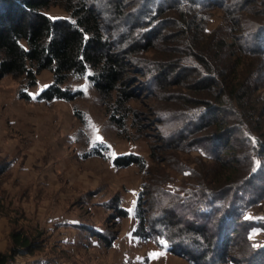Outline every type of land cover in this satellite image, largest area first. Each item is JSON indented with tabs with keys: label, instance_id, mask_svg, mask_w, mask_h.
<instances>
[{
	"label": "trees",
	"instance_id": "trees-1",
	"mask_svg": "<svg viewBox=\"0 0 264 264\" xmlns=\"http://www.w3.org/2000/svg\"><path fill=\"white\" fill-rule=\"evenodd\" d=\"M0 1L7 10L0 13V73L23 76L31 87L37 72H53L40 99L72 100L81 92L63 85L70 76L89 71V80L106 102L115 94L117 108L111 117L123 125L131 110L129 75L135 74L154 83L177 106L167 139H176L179 150L197 151L222 168L225 162L218 151L233 149L239 172L224 169L225 176L220 172L211 179L202 175L200 183L179 191L169 184L160 188L155 201H148L155 226L146 221L145 192L139 191L134 235L147 241L161 236L168 250L190 264L233 263L230 251L243 241L249 255L264 258V244L255 249L250 242L255 229L264 239V215L248 213L264 203V135L253 126L259 109L252 99L255 80L264 81V21L259 20L264 10L258 0H111L116 17L134 16L124 33L129 41L120 53L111 47L89 0ZM60 2L67 16L47 15ZM214 7L223 9L226 30L208 29ZM242 13L248 16L244 23ZM245 56L255 59L246 70L241 66ZM126 60L141 65L135 68ZM113 164L143 167L145 162L129 154L115 157ZM189 173L191 178L194 171ZM118 213L127 212L118 208ZM238 228L242 233L236 236ZM12 241L16 246L0 255V264L30 248L22 234H13Z\"/></svg>",
	"mask_w": 264,
	"mask_h": 264
},
{
	"label": "rangeland",
	"instance_id": "rangeland-1",
	"mask_svg": "<svg viewBox=\"0 0 264 264\" xmlns=\"http://www.w3.org/2000/svg\"><path fill=\"white\" fill-rule=\"evenodd\" d=\"M89 1L111 47L120 53L129 41L124 33L134 16L116 17L111 0ZM258 1L264 10V0ZM63 5L50 7L47 15L66 17ZM5 6L0 1V13H7ZM223 14L222 8L209 11L208 29L226 30ZM247 17L242 16L241 21L246 22ZM126 62L135 68L141 65ZM254 62L253 57L245 56L241 66L246 70ZM89 73L70 76L63 85L80 95L51 101L39 95L52 83L53 72H37L31 87L23 76L0 73V255L11 253L16 246L13 234H22L30 248L22 249L6 264H190L168 250L161 236L153 235L147 241L133 234L138 225L137 194L145 192L146 221L149 218L155 226L157 219L148 201H155L153 196L160 188L169 184L172 191H179L200 183L202 175L211 179L220 172L225 176L224 169L239 172L232 161L233 149L218 151L220 161L225 162L222 168L197 151L179 150L176 139H167L177 106L154 83L135 74L129 75L131 110L119 125L111 117L117 108L115 94L106 102ZM255 81L252 99L258 102L254 104L259 113L253 126L264 135V81ZM129 154L143 158L145 165L120 168L113 164L115 157ZM190 170L194 171L191 178L187 177ZM249 212L263 216L264 203ZM240 233L238 228L235 235ZM250 236L252 247L261 248L264 239L258 229ZM246 248L244 241L237 244L229 254L233 263L224 264H264V258L249 255Z\"/></svg>",
	"mask_w": 264,
	"mask_h": 264
},
{
	"label": "snow or ice",
	"instance_id": "snow-or-ice-1",
	"mask_svg": "<svg viewBox=\"0 0 264 264\" xmlns=\"http://www.w3.org/2000/svg\"><path fill=\"white\" fill-rule=\"evenodd\" d=\"M97 139H99V137H97Z\"/></svg>",
	"mask_w": 264,
	"mask_h": 264
}]
</instances>
